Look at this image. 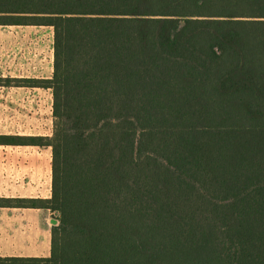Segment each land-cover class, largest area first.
Masks as SVG:
<instances>
[{
	"label": "trees",
	"instance_id": "1",
	"mask_svg": "<svg viewBox=\"0 0 264 264\" xmlns=\"http://www.w3.org/2000/svg\"><path fill=\"white\" fill-rule=\"evenodd\" d=\"M53 29L47 258L0 264H264V0H0Z\"/></svg>",
	"mask_w": 264,
	"mask_h": 264
},
{
	"label": "crops",
	"instance_id": "2",
	"mask_svg": "<svg viewBox=\"0 0 264 264\" xmlns=\"http://www.w3.org/2000/svg\"><path fill=\"white\" fill-rule=\"evenodd\" d=\"M0 42L3 40L5 51L9 42H12L19 52L11 61H0V69L4 68L6 73L0 77H11L16 79H50L53 75V56L51 59V76H36L29 74V61L26 55L33 43L39 42L36 35L43 32H50L53 39V29L51 27L37 26H0ZM2 32L4 36L1 37ZM6 33H16L10 40ZM35 36V37H34ZM1 90L19 91H43L41 88H4ZM53 100V98H52ZM53 105V103H52ZM0 135H10L2 133ZM18 136H45L42 134H15ZM52 135V134H51ZM49 135V136H51ZM50 149L31 146H0V198L6 199H50L52 196V155ZM0 210L13 211L0 215V230L4 229V247L0 248V257L18 258H47L51 253V228H48L49 220L42 214L49 213L41 209L23 208H0ZM35 211L37 213H27ZM19 212V213H18ZM33 217V218H32ZM36 221V222H34ZM14 223V224H10ZM31 223L36 225L32 233L24 235H10L16 230L24 231L25 227L30 230ZM27 225V226H25ZM31 231V230H30Z\"/></svg>",
	"mask_w": 264,
	"mask_h": 264
},
{
	"label": "rangeland",
	"instance_id": "3",
	"mask_svg": "<svg viewBox=\"0 0 264 264\" xmlns=\"http://www.w3.org/2000/svg\"><path fill=\"white\" fill-rule=\"evenodd\" d=\"M2 31V30H0ZM16 34V33H15ZM14 33H6L7 37L12 40ZM4 36L2 32L1 37ZM35 37V36H34ZM36 38L40 39L39 42L33 43L26 57L28 58L29 74L36 76H51L52 64L51 59L53 56V39L50 32H43ZM1 40V39H0ZM3 40L0 42V61H11L13 57L19 52L12 42L6 46L9 51H5L3 47ZM6 73L4 68L0 69V74ZM52 96L50 92L43 91H19V90H1L0 89V134L8 133L10 135L21 134H42L49 136L53 132V115H52ZM51 153V149L49 150ZM13 211L0 210V215L5 213H12ZM19 213V212H18ZM27 213H37L29 211ZM44 218L56 219L52 213L42 214ZM33 218V217H32ZM36 222V221H34ZM0 224H6L0 222ZM14 224V223H10ZM27 226V225H25ZM30 230L25 227L24 231L16 230L10 232V235H18L21 232L24 235L32 233L33 229L36 230V225L31 223ZM48 228L53 227L48 222ZM4 229L0 230V248L4 247Z\"/></svg>",
	"mask_w": 264,
	"mask_h": 264
},
{
	"label": "water",
	"instance_id": "4",
	"mask_svg": "<svg viewBox=\"0 0 264 264\" xmlns=\"http://www.w3.org/2000/svg\"><path fill=\"white\" fill-rule=\"evenodd\" d=\"M49 223L55 227L60 225V221L58 219H54V218H50Z\"/></svg>",
	"mask_w": 264,
	"mask_h": 264
}]
</instances>
